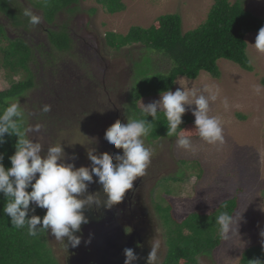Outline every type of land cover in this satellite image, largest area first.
I'll use <instances>...</instances> for the list:
<instances>
[{"label": "rangeland", "instance_id": "rangeland-1", "mask_svg": "<svg viewBox=\"0 0 264 264\" xmlns=\"http://www.w3.org/2000/svg\"><path fill=\"white\" fill-rule=\"evenodd\" d=\"M123 1L126 8L110 14L97 0H79L73 5L76 9L71 12L68 9L57 12L53 24L31 26L30 33L38 42L36 41L37 45L34 39L30 42L32 47L35 48L36 45L37 56V62H31L30 66L33 69L40 66L47 70L57 68L59 71L69 67L70 70L65 71L67 74L72 73L83 78L85 82L95 84V101L107 109H112L114 116L118 115L123 123H127V116L134 115V111L124 105L132 104L131 101L135 99L134 95L131 96L133 78L135 76L136 79L138 72V67L136 65L135 68L134 64L140 60L144 46L132 44L115 49L108 45L106 33L116 31L126 34L132 25L147 27L157 17L168 13H179L182 16L183 31L187 32L207 19L214 0ZM240 1L247 10L264 19V0ZM23 2L25 6L22 12L25 8H31L43 19V6H48L47 1ZM88 14L90 18L87 20ZM7 22L9 30L13 31L12 21ZM49 28L60 32H63V29L68 32L71 30V49L63 51L52 44ZM257 34L258 32H251L247 36V55L252 61L253 71H247L237 63L223 59L219 61L221 77L215 78L207 72L201 73L194 80L179 77L173 90L174 92L181 88L180 84H183L189 89H199L197 95L207 96L208 93L202 90L205 85L213 90L219 89L216 101H210V115L218 116L222 120L225 138L223 145H208L199 137H193L192 150L188 151L177 146L176 138H145V146L152 150L151 163L148 166L152 168V178L148 182L151 192L147 195L152 214L159 225L156 237L161 248L157 253L158 264L164 261L172 243H178L172 218H175L176 222H182L190 214L201 212L211 214V221L216 223V217L223 212L217 207L233 197L238 200L234 213L236 225L233 231L230 230L229 236L222 237L221 244L214 250L213 255L198 258L200 263L242 264V254L247 248L256 245L264 247V88L260 94L253 91V85L264 86V53L258 52L252 46ZM82 43H91L92 48H88L89 51L99 50V53L89 52L88 59L92 60L90 63L79 52ZM3 45H6V42ZM38 45L40 49H37ZM158 64L161 69L170 67V64L160 58ZM77 66L81 72L79 75L76 74ZM5 71L6 66L0 69L2 89L11 87L4 78ZM59 71L50 72L45 81L55 85ZM41 73L39 71L38 77L35 76L38 84ZM19 78L20 74L15 78L16 81ZM36 93L37 89H32L30 97L18 100L22 109L21 117H25V130L37 123L41 124V117L36 114V108L30 103L31 96ZM225 98L229 103L227 110L223 104ZM159 99L160 95L146 97L139 100L138 105L143 107ZM185 107V113L191 115L195 121L192 114L195 104H186ZM92 116L99 119V122L106 119L105 111H94ZM78 121L83 122L76 127L62 123L52 135H55L54 143L49 140L45 143L38 133L27 134L34 142L39 141L42 144L45 154L49 146L61 144L65 153L64 162L84 164L89 161V150L95 149V154L100 155L97 146L100 137L91 136L93 130L91 126L85 125L84 115H80ZM103 138L102 135L101 139ZM163 207L166 208L162 212L160 209ZM163 214H169L167 222ZM185 233L187 234L188 230L185 229ZM50 240H55L51 234ZM57 254L62 255L59 251Z\"/></svg>", "mask_w": 264, "mask_h": 264}, {"label": "trees", "instance_id": "trees-1", "mask_svg": "<svg viewBox=\"0 0 264 264\" xmlns=\"http://www.w3.org/2000/svg\"><path fill=\"white\" fill-rule=\"evenodd\" d=\"M24 1V0H23ZM22 0H0V69L6 66L4 78L10 83L8 89L0 88V114L3 113L9 102H17L23 97L30 95L37 82L35 76L43 69H33L30 63L37 62L36 39L31 35V25L28 18L23 15L22 9L25 6ZM48 6H43L42 23L53 24L57 12L74 9V4L79 0H45ZM103 4L106 11L115 14L126 8L123 0H97ZM93 12H95L93 10ZM22 17V18H21ZM12 21L13 31H10L6 23ZM45 20V22H43ZM264 26V19H260L248 11L242 1L231 2L230 0H214L207 15V19L198 27L187 32L182 28V16L179 13H168L157 17L150 26L132 25L126 34L110 31L106 33V41L109 46L121 49L132 44H141L144 51L140 60L135 62L138 67L137 77L133 78V92L135 99L132 104L126 107L133 109V118L147 119L153 122L151 116L145 117L138 101L160 95L161 91L175 89L179 77L197 79L202 72H208L213 77H221L219 66L220 60H230L239 64L247 71H253V64H249L250 58L247 55L248 39L251 32H258ZM63 27V26H62ZM66 28V27H64ZM50 40L58 49L68 51L72 47V37L66 29L63 32H56L49 28ZM34 39L35 48L30 42ZM6 42V45L3 43ZM40 49L39 45L37 49ZM35 50V51H33ZM85 55V54H84ZM86 57V55H85ZM159 58L170 64V67L161 69L158 64ZM143 61V62H142ZM51 68L50 72L59 71ZM76 74H80L78 66ZM70 68H67L69 71ZM60 71L57 77V85L52 90L62 93H70L71 96H89L87 82L82 78L74 76L73 81L69 74ZM20 74L21 78L17 79ZM45 79L43 80V82ZM65 87V88H64ZM68 87V88H66ZM68 90V92H66ZM66 100L65 95L61 94ZM32 98V97H31ZM78 99L76 101H78ZM43 106V105H42ZM42 106L39 110L42 109ZM125 106V105H124ZM44 123L54 124L55 131L57 122L53 121L50 112L44 113ZM157 120L151 124L147 138L158 139L167 135V121L163 113L157 114ZM38 118V117H37ZM181 128L189 130L184 132L189 137H198L192 116L184 114ZM53 121V122H52ZM68 126L71 121L66 118ZM41 122V120H40ZM49 127V126H48ZM20 131H25V117L20 118ZM49 133V131L45 130ZM181 129H178V132ZM52 132V133H53ZM50 133L49 135H52ZM27 136L30 138L29 134ZM6 143L0 145V154L4 155L3 164L5 168L11 167L9 159L16 149L18 141L16 135L5 136ZM31 191V189H27ZM6 198L0 193V264H64L61 262V255L53 250L48 238V231L41 232L33 237L28 235L27 227L14 228L11 218L4 214L3 208ZM238 205L236 197L226 200L217 208L229 214L235 213ZM166 207L160 209L164 211ZM28 216L45 215L46 209H41L33 202L30 205ZM167 222L169 214H163ZM175 222V233L178 236V243H172L168 249L165 261L162 264H199L198 257L202 254L210 255L214 249L221 244L222 237L219 234V225L211 221V214L194 212L183 219L182 222ZM41 225H37L40 229ZM171 227H169L170 229ZM185 229L188 233H185ZM242 264H251L253 260L261 261L264 264V247L256 245L247 248L242 254ZM60 256V257H59Z\"/></svg>", "mask_w": 264, "mask_h": 264}, {"label": "clouds", "instance_id": "clouds-1", "mask_svg": "<svg viewBox=\"0 0 264 264\" xmlns=\"http://www.w3.org/2000/svg\"><path fill=\"white\" fill-rule=\"evenodd\" d=\"M23 15L28 18L29 23L33 26L42 23V17L35 14L31 8H25ZM89 18L90 15L88 14L87 20ZM54 31L60 32V30ZM252 46L258 52L264 53V26L259 29L255 44ZM80 53L83 58L87 55L84 52ZM91 61V59H87V62L90 63ZM248 62L249 64L252 63L251 60ZM62 70H64L62 73L64 75L67 69ZM41 72L37 85H44L52 90L57 83L50 85L46 81L43 82L50 71L43 67ZM69 75H71L72 81L74 76L81 78L72 73ZM174 83L177 82L174 81ZM180 85L182 87L177 88L174 92L171 89L161 91L159 100L143 106L142 114L145 117L151 116L153 122H149L146 118L128 116L127 123L116 119L105 132L104 139L108 145L106 152L97 155L95 149L89 150L88 158L91 161V167L76 168L74 164L64 162L65 153L61 144L49 146L46 155L42 156V144L39 141L34 142L27 136V133H40L44 126L37 123L22 133L20 131L21 105L19 101L9 102L3 113L0 114V145L7 142L6 134L9 136L16 135L18 141L15 145V153L9 157L10 168H5L3 164L4 155L0 154V193H3L6 198L3 212L11 218V224L14 228L27 227L28 235L33 237L50 229V234L55 237L57 243H63L64 238L67 237L65 248L79 246L81 237L75 233L81 231L82 223L88 222L83 212L85 205H100L98 196L89 195L95 193L93 184H91L93 177L99 178L98 182L107 195L105 204L108 208L121 203L124 197L129 195L128 191L133 189L134 181L143 177L146 170L150 168L148 166L151 163L152 150L145 146V138L149 135L151 124L157 120L158 113H163L168 127L167 135L158 139L176 138V144L180 149L190 151L193 147L191 139L193 137L185 135L184 132L189 130L182 129L180 126L183 123L182 117L186 112L185 105L194 103L195 108L192 109V114L195 116L194 124L198 137L208 145H223L225 138L222 120L218 116L210 115V101H216L219 89L213 90L205 85L202 88L203 92L208 93L205 96L204 94L197 95L199 89L195 87L189 89L183 84ZM262 88L264 86L253 85V91L256 94H260ZM95 89L96 87H94V92ZM223 104L227 110L229 108L227 98L224 99ZM41 111L48 113L51 111V105H43ZM97 111L103 112L101 104ZM178 129L181 131L178 132ZM115 148L118 151L114 150ZM29 188L31 191L27 190ZM127 192L128 194L125 195ZM83 193L88 194V196L85 199H80L79 197ZM33 202L39 208L47 210L42 218L37 215L28 216L30 210L35 211V209H30ZM147 205H149V197ZM149 208L152 214L151 207L149 206ZM152 216L155 219L153 214ZM150 220H152L151 216ZM236 222L233 214L228 212L219 214L216 217V223L219 225L220 236H229L228 234L230 230L233 231ZM37 225H41V228L37 229ZM127 231L131 232L128 229ZM155 231L159 232L157 222L156 227L154 228V225L152 227V233ZM156 237L157 234L155 239L147 240V247L150 251L147 259H145L147 264H156L158 259L157 253L160 243ZM88 242L90 243V240ZM125 255V264H131L133 260L137 259L133 249H125ZM251 264H261V261L253 260Z\"/></svg>", "mask_w": 264, "mask_h": 264}, {"label": "flooded vegetation", "instance_id": "flooded-vegetation-1", "mask_svg": "<svg viewBox=\"0 0 264 264\" xmlns=\"http://www.w3.org/2000/svg\"><path fill=\"white\" fill-rule=\"evenodd\" d=\"M71 30L68 32L69 35L71 36L72 34H70ZM91 43H82L81 45V49L80 52H84L86 53V59L89 58V52H91L92 54L94 53H99V50H94V51H89L88 48H92V46H90ZM38 77V73L36 75V78ZM94 87L95 85L93 83H88L87 84V89H88V94L89 96H82L81 99H78V96H71L70 93H62V92H56L54 90L48 89L47 87H45L44 85H36L33 89L35 91V89H37V93L33 94L30 98V103L32 106H34L36 108V114L39 115L41 117V124L44 126L41 129V132L38 133L39 137H43V141L46 143L47 140H49L51 143L55 142V135L52 136L56 131H49V128L53 129L54 124H48V126L45 125L43 119H44V114H42V111L39 110V108L42 105L48 104L51 105V111H49L52 114L53 117V121L57 122V126L56 128H54L55 130H57V128L61 127L60 125L66 121V118L69 119L71 121V125H73L74 127L78 126L80 122L83 121H78L79 120V116L80 115H84L85 118V125H89L91 126L90 128L93 130L92 135H99L100 137V141L98 142V140L96 142L97 146H98V150H99V154H102L104 152H106L107 149V142L105 141V139H101L102 135L105 136V132L106 129L111 126L116 119H120L118 115L114 116V111L112 109H107L105 107H102V110L105 111L106 113V119L103 122H99V119L93 118L92 114L95 112H97V109L99 108V103L95 101L94 98ZM68 88V87H67ZM31 92V90H30ZM66 92H68V90H66ZM65 95L66 100L63 99L62 95ZM30 97V95H29ZM78 99V101H76ZM91 120V121H89ZM52 121V122H53ZM45 130L49 131L46 132ZM53 132V133H52ZM42 133V134H41ZM50 133H52V135H49ZM30 138L32 139V137L30 136ZM116 151H118V149H114ZM121 152L123 154V150L121 149ZM45 154V148L42 149V153L41 155L43 156ZM118 154H120L118 152ZM46 155V154H45ZM117 155V154H116ZM115 156V155H113ZM114 163H116V161L114 160ZM75 165L76 168L79 167H91V161H87L84 164H79V162L77 163H73ZM152 168H149L146 170L145 175L143 177L138 178L136 181H134V185H133V189L129 190V195L125 198L126 199V205L129 206L130 209V213L133 212L140 214L143 212V210H146L148 219L150 222H152L153 220V225L154 228L156 227V222L154 217L151 214L149 205H147L148 202V195L147 193H150V185H149V180H151L152 176ZM90 184V183H89ZM88 184V186H89ZM91 184H93V191L95 192L94 194H89V195H95L98 196V198L100 199V205H96L93 204L91 206L85 205L84 208L89 209L90 211L93 212V217H94V221L95 222H99L101 220H103L102 216H101V208L103 205H105V196L106 194L103 192L102 187L100 185V183L98 181L96 182H91ZM88 196V194H81L80 195V199H85ZM149 210V211H148ZM150 213V215H149ZM150 216L151 219L150 220ZM81 231H78L76 233H80ZM50 233L51 230H48V238L50 240ZM75 233V234H76ZM156 234L158 235V232H153L151 235H149V241L152 239H155ZM51 242V240H50ZM54 243V244H53ZM52 246L54 247V251H59L62 255H61V261L64 262L65 264H69L68 263V256H69V249L65 248V244H67V237L64 238L63 243H57L55 240H53V242H51ZM161 248L158 249V251H160ZM213 255V253H212ZM202 257L204 256H208L206 254H202ZM159 259V258H158ZM157 259V260H158ZM198 263H200V260L198 259ZM156 264L157 261H156ZM162 264V263H161Z\"/></svg>", "mask_w": 264, "mask_h": 264}, {"label": "water", "instance_id": "water-1", "mask_svg": "<svg viewBox=\"0 0 264 264\" xmlns=\"http://www.w3.org/2000/svg\"><path fill=\"white\" fill-rule=\"evenodd\" d=\"M98 180L99 178L93 177V182ZM83 212L88 222L82 223L81 232L75 234L81 237L80 245L76 248L68 247L69 264H125V249L129 248L134 250L137 257L131 264H147L145 259L150 252L147 240L152 234L153 224L149 221L146 210L133 215L124 197L121 203L111 208L103 205V220L99 222L94 221L93 212L89 209L84 208Z\"/></svg>", "mask_w": 264, "mask_h": 264}]
</instances>
